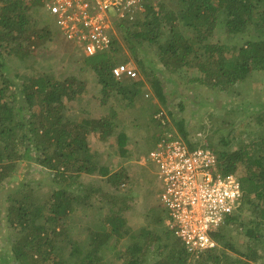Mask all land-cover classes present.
Masks as SVG:
<instances>
[{
    "label": "trees",
    "instance_id": "obj_1",
    "mask_svg": "<svg viewBox=\"0 0 264 264\" xmlns=\"http://www.w3.org/2000/svg\"><path fill=\"white\" fill-rule=\"evenodd\" d=\"M145 6L115 20L123 42L111 31L108 51L83 56L82 69L94 73L102 105L111 97H121L127 106H135L136 99L148 91L147 83L158 100L167 104L160 75L164 72L184 74L197 69L201 75L195 81L223 91L236 85L248 87L253 72H264V0H150ZM44 7L42 0H0V191L23 161L49 172L40 182L48 187L43 198L29 182L19 181L7 190V219L16 229V238L6 254L0 250V264H109L106 251H116L123 264H147L148 250L153 254L156 243V257L164 258L159 263L187 264L192 255L180 238L175 241L162 206L149 209L148 224L133 231L125 216L131 200L122 189L126 169L113 170L103 154L93 149L92 134L106 141L117 133L116 151L120 156L129 154V133L116 129L122 109L114 106L99 117L73 119L68 103L91 94L86 79H57L47 72L22 74L10 67L8 58L25 61L33 49L52 39L48 28H38L36 14ZM220 24L229 42L213 40ZM240 36L245 42L238 47L234 39ZM153 47L158 61L150 54ZM131 59L142 77H116L113 68ZM157 122L165 125L151 113L149 127ZM260 126L264 132L263 122ZM180 130L187 137L182 126ZM149 136L151 151L160 137ZM224 140L228 145V139ZM211 149L222 175L238 176L242 168L238 177L243 197L236 212L212 231L217 246L200 253L199 263L264 264V136L234 150ZM84 175L101 176L112 190L87 183ZM100 192L110 205L108 212L97 205L89 211L94 207L89 198ZM245 210L249 211L246 216ZM79 214L91 216L82 241L72 237ZM235 225L248 240L244 249L232 238Z\"/></svg>",
    "mask_w": 264,
    "mask_h": 264
},
{
    "label": "rangeland",
    "instance_id": "obj_2",
    "mask_svg": "<svg viewBox=\"0 0 264 264\" xmlns=\"http://www.w3.org/2000/svg\"><path fill=\"white\" fill-rule=\"evenodd\" d=\"M109 12L114 15L116 10L110 8ZM36 20L39 29L46 27L50 30L52 39L33 49V55L25 61L8 58L10 67L15 72L22 74L47 72L57 79L64 80L73 76L86 79L91 94L83 99L68 103V115L73 119L99 117L107 114L114 106L122 109L120 110L119 126L116 129L118 132L125 130L129 133L131 138L129 140V154L120 156L116 151L114 137L117 133L106 141H100L97 134H92L90 137L94 151L102 153L103 159L113 170L123 167L126 169V182L122 184V189L131 196V200L129 201L130 207L125 211V216L133 231L148 224L145 220V214L149 209L152 207L158 209L161 206L164 208L158 196L161 187L158 169L156 164L148 158L150 145H147L149 142L147 137L149 134L158 136L165 131H172L176 134L179 133L194 146L214 147L217 150H234L252 139L264 136L263 129L260 126L261 122L264 124V72H253L251 76L252 83L248 87L241 88L236 85L224 91L195 81V77L201 75L197 69L190 70L188 73L184 72V74L164 72L163 75H160L166 88L167 104L158 100L150 89L151 84L147 83L148 91L142 97L136 99L137 105L135 106H127V100L121 97H111L106 105H102L100 102V86L94 73L89 69H82L84 53L81 45L78 42L63 38L59 33L54 16L45 7L42 8V12L39 11L36 14ZM114 33L123 42L115 27ZM213 40L215 42L219 40L221 43L230 41V37H228L221 24L217 27ZM234 41L239 43L238 47L245 42L241 36L234 39ZM238 47L234 51H237ZM125 51L127 52V50ZM150 54L154 61H158L154 47L151 49ZM128 63L136 69V77H142L141 70L135 61L131 59ZM157 65L159 68L162 67L160 63H157ZM162 111L166 124L161 127L157 122L159 126L151 125L150 128V114L152 113L153 117H156V114L158 115ZM160 121L163 123L162 120ZM181 126L185 129L187 137H184L180 130ZM225 138L229 141L228 145H226ZM240 169L238 176L243 174L242 168ZM48 174L46 168L34 162L23 161L14 173L11 182L7 183L0 191V250L2 253L6 254L16 238V229L10 226L7 219V190L16 187L19 181L29 182L32 184L33 190L43 198L41 195L48 191V187L44 186L45 184L40 186V182L47 179ZM83 179L87 183L100 186L104 191L112 190L106 179L99 175H84ZM103 198L105 197L102 196L101 192L94 194L89 198L94 207L88 208V210H96L99 206L105 212H108L110 205ZM88 213L91 214V212L85 210V214ZM85 214L78 215V221L74 224L75 227L72 232V237L81 241L88 231L87 226L91 218L90 215L89 218ZM248 214L249 211L245 210L244 215ZM238 227L236 225L232 227V238L244 249L248 240L244 237L242 228ZM174 236L176 235L174 234ZM176 238L177 236L175 241H177ZM65 247L68 253L69 248H67V245H64V249ZM153 247V254L148 250V255L151 258L147 264H163L159 261L164 260V258H157L156 255L158 243ZM169 250L168 248L167 254ZM226 251L230 253L229 250L226 249ZM200 253H191L193 257L190 256L187 264H202L199 263ZM106 261L110 262L109 264H123V260L118 259L116 251H106Z\"/></svg>",
    "mask_w": 264,
    "mask_h": 264
},
{
    "label": "built area",
    "instance_id": "obj_3",
    "mask_svg": "<svg viewBox=\"0 0 264 264\" xmlns=\"http://www.w3.org/2000/svg\"><path fill=\"white\" fill-rule=\"evenodd\" d=\"M55 18L59 33L78 42L85 56L108 51L116 18L144 10L147 0H42ZM110 8L116 13L112 15ZM116 77L137 76L130 64L113 68ZM158 113L157 118L166 124ZM148 158L156 164L161 183L159 199L168 212L166 225L190 253L217 246L212 231L234 214L243 197L240 179L222 175L218 156L208 146L192 147L179 133L165 131Z\"/></svg>",
    "mask_w": 264,
    "mask_h": 264
}]
</instances>
